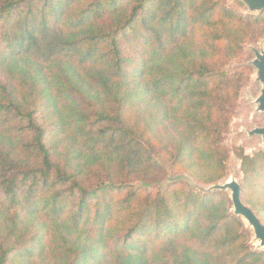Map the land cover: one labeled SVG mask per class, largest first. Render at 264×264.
Segmentation results:
<instances>
[{
    "label": "trees",
    "instance_id": "1",
    "mask_svg": "<svg viewBox=\"0 0 264 264\" xmlns=\"http://www.w3.org/2000/svg\"><path fill=\"white\" fill-rule=\"evenodd\" d=\"M257 37L222 0H0V264H264L225 192L149 189L227 177ZM235 154L264 224V151Z\"/></svg>",
    "mask_w": 264,
    "mask_h": 264
},
{
    "label": "rangeland",
    "instance_id": "2",
    "mask_svg": "<svg viewBox=\"0 0 264 264\" xmlns=\"http://www.w3.org/2000/svg\"><path fill=\"white\" fill-rule=\"evenodd\" d=\"M222 1L230 7L240 9L247 15L251 14L248 8L238 0ZM242 48V58L232 61L227 66V71H234L238 67L245 68L247 70L242 82L240 97L231 117L228 132L224 135V144L231 150V154L227 162V177L217 184H224L225 182L235 179L241 186L243 185L244 174L241 171L242 162L236 156L235 148L243 149L245 154L249 156H254L256 153L264 151V139L261 136L249 135V132L255 128L264 127V113L257 111L256 104L258 97L261 95L262 84L257 80V70L252 64L255 60L254 51H264V40L259 37L249 39L242 45ZM163 165L165 167L164 173H162L158 182L150 184V190H163L176 181L184 182L189 187H191V184H197L204 187L212 186L195 182L184 171L171 169L169 164L163 163ZM139 184V182L134 183L135 186H140ZM224 192L227 197L230 198V191L227 190ZM245 226L247 227V234L250 239L251 247L262 251L260 243L254 239V234L251 228L247 224H245Z\"/></svg>",
    "mask_w": 264,
    "mask_h": 264
},
{
    "label": "water",
    "instance_id": "3",
    "mask_svg": "<svg viewBox=\"0 0 264 264\" xmlns=\"http://www.w3.org/2000/svg\"><path fill=\"white\" fill-rule=\"evenodd\" d=\"M243 3L251 14H257L264 11V0H238ZM255 60L252 62L257 70V80L262 84L261 95L258 97L257 111L264 113V51H254ZM250 136H261L264 139V127L255 128L249 132ZM193 189L198 190L200 193L208 194L212 192L230 191V200L232 204L233 213L238 216L243 223L247 224L253 234L255 241L260 243L261 250L264 251V224L257 216V214L247 206L242 200V186L233 179L232 181L225 182L224 184H215L210 187H204L197 184H191Z\"/></svg>",
    "mask_w": 264,
    "mask_h": 264
}]
</instances>
